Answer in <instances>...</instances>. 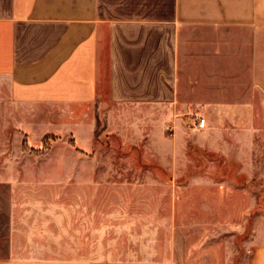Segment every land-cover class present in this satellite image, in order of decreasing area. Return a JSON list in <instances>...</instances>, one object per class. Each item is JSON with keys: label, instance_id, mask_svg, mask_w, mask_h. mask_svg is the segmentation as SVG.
Masks as SVG:
<instances>
[{"label": "crops", "instance_id": "0c3cea01", "mask_svg": "<svg viewBox=\"0 0 264 264\" xmlns=\"http://www.w3.org/2000/svg\"><path fill=\"white\" fill-rule=\"evenodd\" d=\"M195 114L219 136L210 147L235 151L237 169L191 183L254 182L264 159V0H0V264H171L96 256L101 231L132 229V194L127 180L101 192V166L117 162L93 152L103 136L165 140L167 124L179 135ZM57 119L78 157L22 151L24 135L38 147L58 133ZM212 188L191 191V258L264 264L255 196ZM250 215L239 252L233 237Z\"/></svg>", "mask_w": 264, "mask_h": 264}, {"label": "rangeland", "instance_id": "374dc122", "mask_svg": "<svg viewBox=\"0 0 264 264\" xmlns=\"http://www.w3.org/2000/svg\"><path fill=\"white\" fill-rule=\"evenodd\" d=\"M199 118L201 116L195 114L185 120V132L179 135H176L173 127L167 124L165 140L148 135L142 136L137 143L135 141L137 136L131 135L132 140L123 145L117 136L101 137L100 150L94 151L93 155L104 161L117 162L111 167L101 166V172L105 171L108 176L105 177L107 180L101 177V192L119 190V186L124 185L123 182L114 184L108 181H129V183L125 182V187L126 190L129 187L132 194V229L124 230V224L118 223L116 224V227H120L118 229L101 231L100 247L95 250L96 256L113 257L101 259L168 260L171 264L245 263L246 258H191V191L194 189L202 190L204 186H212L214 191L209 189L207 191H210L209 196H213L216 188L229 193L236 187H243L255 196L258 203L257 210L264 211V165H262L264 159L262 158L261 166L254 168V182L231 183L227 184L228 186L218 183H191V175L195 173L218 176L222 173L235 174L237 169L235 151H229V156L226 157L224 152L210 147L211 142L219 143V136L214 131L207 132L209 128L207 122L202 127H196L195 123ZM59 122V119L52 120V126L58 133L44 135L38 147H30L24 135L21 141L22 151L36 158H43L54 146V150L47 158L78 157L82 152L76 148L74 135L61 134ZM45 138L48 147L44 153L30 152L24 148L28 146L33 150L43 151ZM64 144L70 149L66 150ZM260 154L264 158V151ZM115 201L116 206L122 203L121 200ZM211 203L213 207L219 205V198H213ZM109 218L116 222L123 221L122 214H115ZM125 218V227H127L128 216ZM228 218L230 219V216L218 215L216 218L218 220L214 221L225 222ZM251 219L252 215L248 217L244 232L233 237L239 252H242V241L250 235ZM221 234L222 231H213L212 240H219ZM109 235L110 237H106ZM74 249L69 248L67 253L74 255Z\"/></svg>", "mask_w": 264, "mask_h": 264}, {"label": "trees", "instance_id": "16d2710c", "mask_svg": "<svg viewBox=\"0 0 264 264\" xmlns=\"http://www.w3.org/2000/svg\"><path fill=\"white\" fill-rule=\"evenodd\" d=\"M46 138H49V137H46ZM46 138L43 140V145H45V149H43V151L33 150L31 148H28V146L27 147L25 146L24 148L27 149L30 152H34V153H44L46 151L47 147H48Z\"/></svg>", "mask_w": 264, "mask_h": 264}, {"label": "built area", "instance_id": "2783aa9c", "mask_svg": "<svg viewBox=\"0 0 264 264\" xmlns=\"http://www.w3.org/2000/svg\"><path fill=\"white\" fill-rule=\"evenodd\" d=\"M193 124H194V123H192V125H193ZM195 124H196V125H195L196 127H202V126L205 124V119L201 117V118H199V119L196 121ZM193 126H194V125H193ZM195 126H194V127H195ZM196 127H195V128H196Z\"/></svg>", "mask_w": 264, "mask_h": 264}]
</instances>
